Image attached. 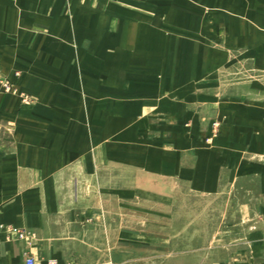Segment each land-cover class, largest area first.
Segmentation results:
<instances>
[{"label":"rangeland","instance_id":"374dc122","mask_svg":"<svg viewBox=\"0 0 264 264\" xmlns=\"http://www.w3.org/2000/svg\"><path fill=\"white\" fill-rule=\"evenodd\" d=\"M165 2L96 0L82 11L79 7L86 5L82 0H26L25 10L20 0H0V11L11 13L0 43V74L15 88L14 92L0 89V147L12 148L17 121L26 116L23 109L29 108L27 117L34 118V109L44 105L58 117L68 114L86 120L88 112L82 109L89 107L93 120L102 107L107 123L113 124L109 117L115 115L131 120L118 128L127 133L123 145L115 142L121 131L114 132L113 126L108 127L106 139L108 151H124L130 157L136 141L147 142L152 137L150 126L156 112L151 102L159 99L134 94L129 89L132 81L161 78L162 71L199 73L202 79L188 83H199L191 91L203 93L211 91L212 75L220 85L240 83L246 88L264 82V57L261 64H255L254 57L240 58L253 43L262 41L264 0H171L167 11ZM110 7L121 11H109ZM55 10L65 11L69 22L49 14ZM18 11L36 12L18 16ZM239 30L241 38L230 39L232 31ZM58 39L64 40V46H56ZM229 40H235L237 46L230 48ZM223 53L230 61L227 57L222 62ZM212 60L219 62L212 64ZM104 73L112 78L121 74L125 85L119 81L118 87L104 76L98 79ZM64 88L69 89L65 95ZM68 97V106L59 108L60 101ZM135 99L138 107L131 111ZM218 124L212 122L215 130ZM94 131L92 127L96 141L92 139L91 157L102 150ZM89 163L90 170L80 165L74 171L64 198L106 201L103 210L109 216H118L121 210L122 264L224 262L232 243L251 225V218L236 205L242 199L240 193L203 196L179 188L173 181L152 177L140 163L134 166L124 161L122 167L95 159ZM129 233L135 234L133 238Z\"/></svg>","mask_w":264,"mask_h":264},{"label":"crops","instance_id":"0c3cea01","mask_svg":"<svg viewBox=\"0 0 264 264\" xmlns=\"http://www.w3.org/2000/svg\"><path fill=\"white\" fill-rule=\"evenodd\" d=\"M20 1L25 10L26 0ZM82 1L86 5L79 8L86 11L96 0ZM164 1V10L171 9V0ZM109 11L121 10L110 7ZM27 12L31 15L36 11H18V16ZM71 12L74 15L75 11ZM261 12L264 22V12ZM9 14L10 11H0V43L4 42L2 34L10 21ZM49 14L57 17V21L69 22L65 11L55 10ZM134 26L137 31V25ZM233 28L234 25L231 30ZM240 32L232 31L230 39L241 38ZM245 38L243 35L242 39ZM57 42L60 43L57 47L64 46V40ZM261 43H253V48L248 47L240 58L254 57V63L261 64L264 31ZM228 45L237 46L235 40H229ZM223 54L222 62L230 61L229 55L227 58ZM218 62L212 60V64ZM98 75V79L104 76L105 80H114L118 87L123 85L121 74L113 78L105 73ZM146 79L147 82L135 80L129 85L136 95L159 97L151 102L156 112V120L150 126L152 137L147 142L136 141L137 148L132 145L131 152L138 153L136 156L107 150L108 127L113 126L114 132H118L121 131L119 126L131 120L115 115L109 117L113 124L107 123V116L101 114L106 108L100 107L97 119L93 120L89 107L82 109L88 112L86 120L74 119L68 114L58 117L54 109L44 105L34 109V118L27 117L31 112L29 108L22 110L26 116L17 121L12 148L0 147V223L33 230L35 239L26 244L13 238L3 240L0 235V264H22L26 253L35 258L36 264H46L50 259L60 264H122L121 210L120 215L109 216L103 210L106 201L64 198L74 171L80 165L90 170L91 159L119 167L124 161L134 166L140 163L152 177L173 181L179 188L198 195L212 196L223 191L240 193L242 199H238L236 205L251 218V225L232 243L224 262L213 264H264V82L246 88L240 83L220 85L218 77L212 75L211 91L203 93L191 91L199 83H188L202 79L199 73L162 71L161 78ZM68 91L64 88L63 95ZM70 102V97L62 99V106L58 107L65 108ZM133 102L131 111L137 109L134 104L139 101ZM115 110L119 111L117 106ZM214 121L219 123L216 130L212 126ZM92 127L97 131L95 137L102 149L93 157L89 154L92 139L96 141ZM136 131L132 129L137 136ZM117 134L115 142L123 145L127 133ZM130 235L133 238L135 234Z\"/></svg>","mask_w":264,"mask_h":264},{"label":"built area","instance_id":"2783aa9c","mask_svg":"<svg viewBox=\"0 0 264 264\" xmlns=\"http://www.w3.org/2000/svg\"><path fill=\"white\" fill-rule=\"evenodd\" d=\"M0 89L3 91H13V92L15 91L13 84H11L9 80L1 74H0ZM23 99H26V97H23ZM0 233L3 234V238L5 240H9L13 238V239L22 240L26 244L31 243L32 240L35 238V233L30 231L29 229L11 226L8 225L7 223H0ZM22 264H36V261L31 254L26 253L24 255ZM46 264H60V263L50 259L47 261Z\"/></svg>","mask_w":264,"mask_h":264},{"label":"bare ground","instance_id":"6f19581e","mask_svg":"<svg viewBox=\"0 0 264 264\" xmlns=\"http://www.w3.org/2000/svg\"><path fill=\"white\" fill-rule=\"evenodd\" d=\"M0 235L2 236L1 238H2L3 240H5V239L3 238V234H2V233H0Z\"/></svg>","mask_w":264,"mask_h":264}]
</instances>
